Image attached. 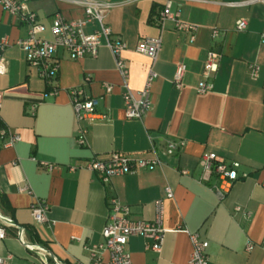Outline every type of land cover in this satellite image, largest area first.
<instances>
[{
  "label": "crops",
  "instance_id": "crops-1",
  "mask_svg": "<svg viewBox=\"0 0 264 264\" xmlns=\"http://www.w3.org/2000/svg\"><path fill=\"white\" fill-rule=\"evenodd\" d=\"M101 1L114 4L106 23L111 38L126 44L122 52L128 69L126 85L134 94L143 88L150 67L149 58L136 52L137 43L161 37L151 104L142 120L124 116L125 88L106 46L99 48L96 58L73 60L66 52H57V78L46 83L13 45L27 36V25L0 7V40L12 43L3 54L0 73V128L19 137L12 146H4L0 139V216L8 222L0 223L6 233L0 241V258L9 264H54L51 257L59 264H92L87 249L103 242L111 198L128 206L134 221H153L154 203L164 199L161 249L153 251L147 248L150 240L131 237L126 248L132 264H188L187 233H197L208 242L207 264H264V44L260 39L264 8L229 5L240 0H185L178 7L173 0L171 11H178L181 22L196 28L191 39L190 33L174 30L171 23L159 30L156 16L164 0ZM23 9L45 26L38 37L47 40L55 14L68 20L83 14L80 6L64 0L29 1ZM239 20L247 23L242 32L235 29ZM214 29L219 36L212 39ZM209 51L221 55L218 71L206 81L211 91L198 94ZM178 64L185 66L181 90L172 83ZM250 64L259 67L256 80L250 78ZM103 83L113 86L106 97H102ZM73 88H82L87 97H102L97 113L106 117L85 124L87 142L82 147L75 142L76 121L68 95ZM168 140H182L185 145L152 171L115 177L108 184L87 170L70 171L93 157L106 160L112 153L151 158V146L161 150ZM204 153L238 163V173L248 175L234 183L221 201L211 190L214 179L198 182ZM39 162L58 168L48 171ZM182 169L189 175H181ZM25 187L30 194L21 191ZM167 187L171 199L164 198ZM34 200L48 205V225L33 221ZM248 243L253 244L249 252ZM102 259L107 260L106 253Z\"/></svg>",
  "mask_w": 264,
  "mask_h": 264
},
{
  "label": "built area",
  "instance_id": "built-area-1",
  "mask_svg": "<svg viewBox=\"0 0 264 264\" xmlns=\"http://www.w3.org/2000/svg\"><path fill=\"white\" fill-rule=\"evenodd\" d=\"M29 1L38 0H0V7L8 14L16 17L20 23L26 24L28 27L27 36L16 40L13 45L17 46L24 54L25 62L29 68L36 70L38 77L46 83L56 80L58 75V61L55 56L57 52L64 51L73 60L82 58H96L99 48L104 45L110 51L118 71L125 91L122 94L123 112L128 120H142L150 108V92L151 87L157 75L153 70V66L157 60L158 53L161 48V37L143 38L139 40L136 46V52L149 58L150 67L143 88L134 94L126 85L128 78V69L122 58V52L126 49V44L121 40H113L111 38V28L106 23L107 15L114 4L103 2L101 0H64L75 6H80L83 14L80 18L74 20L65 19L60 14H55L50 23L49 31L51 38L49 40L38 37L45 32V26L39 24L37 17L33 12H25L23 4ZM173 0H164V3L156 16V24L160 31H163L166 23L173 24L174 30L179 32H188L193 39V33L196 28L185 24L179 20V12L171 11V2ZM178 7L185 0H175ZM236 7H248L253 5H261L264 8V0H240L238 3L229 4ZM245 20H239L235 29L242 32L246 29ZM91 28V32L87 33L86 29ZM219 36L218 30L211 32L212 39ZM261 43L264 44V34L260 36ZM12 43L3 38L0 40V73L4 69L3 54ZM221 55L216 51H209L204 62L201 80L197 87L198 94H204L211 91L212 85L206 81L214 76L219 67ZM249 75L252 80L259 77V67L257 64L248 66ZM185 72V66L178 64L172 80L173 86L177 90H181L182 79ZM89 77L84 79L88 82ZM102 97L110 95L113 86L107 83L101 85ZM71 106L74 111L76 121L75 142L77 146L86 145L88 130L85 126L96 120H104L106 117L97 113V107L100 99L87 97L82 88H73L68 92ZM2 94L0 93V106ZM0 139L4 141V146H12L19 141V137L12 134L7 129H0ZM185 145L182 140H168L165 142L163 149L157 150L151 146V158L132 159L124 154L112 153L106 160L93 157L78 167H71L70 171L76 169L87 170L98 176L103 184H108L111 179L126 175H133L139 171H152L165 164L163 158L175 156ZM41 167L48 171L58 168L57 165L39 162ZM199 167L201 175L198 182L206 183L211 179L216 181L211 186L218 200H223L231 189L232 185L240 180L246 179V173L239 174L238 163L228 164L224 159L214 153H204L199 159ZM181 175H189L185 169L180 170ZM22 192L30 194L28 187L21 189ZM165 199H171L173 193L170 188L164 190ZM109 210L107 223L101 232L103 242L88 248L92 264H132L131 255L127 251L128 240L131 237H140L150 240L147 248L159 252L162 246L165 230L162 226L164 218V199H159L154 203L155 217L153 221H134L130 218L131 210L128 206L123 205L116 198L109 201ZM49 207L44 201L34 200L30 207L33 221L38 225H48ZM235 211H239L236 208ZM1 224H8L6 220L0 216ZM187 233V231H185ZM191 244V254L188 264H207L206 250L208 242L202 239L197 233H187ZM6 233L0 225V241L4 240ZM264 245V238L262 241ZM253 249V244H246V251ZM107 254V260L103 262L102 254ZM46 261V260H44ZM0 264H9L7 259L0 258ZM59 264V263H57Z\"/></svg>",
  "mask_w": 264,
  "mask_h": 264
},
{
  "label": "water",
  "instance_id": "water-1",
  "mask_svg": "<svg viewBox=\"0 0 264 264\" xmlns=\"http://www.w3.org/2000/svg\"><path fill=\"white\" fill-rule=\"evenodd\" d=\"M41 250H44L43 248H40ZM51 257V256H50ZM51 259H52V262L54 263V264H57V262H56V260L54 259V258H52L51 257Z\"/></svg>",
  "mask_w": 264,
  "mask_h": 264
},
{
  "label": "trees",
  "instance_id": "trees-1",
  "mask_svg": "<svg viewBox=\"0 0 264 264\" xmlns=\"http://www.w3.org/2000/svg\"><path fill=\"white\" fill-rule=\"evenodd\" d=\"M1 129V128H0Z\"/></svg>",
  "mask_w": 264,
  "mask_h": 264
}]
</instances>
